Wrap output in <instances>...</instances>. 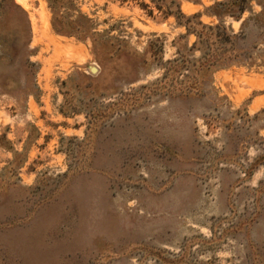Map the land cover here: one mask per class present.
I'll return each mask as SVG.
<instances>
[{
  "label": "rangeland",
  "instance_id": "rangeland-1",
  "mask_svg": "<svg viewBox=\"0 0 264 264\" xmlns=\"http://www.w3.org/2000/svg\"><path fill=\"white\" fill-rule=\"evenodd\" d=\"M260 31L206 69L151 0H0V264H264Z\"/></svg>",
  "mask_w": 264,
  "mask_h": 264
},
{
  "label": "trees",
  "instance_id": "trees-1",
  "mask_svg": "<svg viewBox=\"0 0 264 264\" xmlns=\"http://www.w3.org/2000/svg\"><path fill=\"white\" fill-rule=\"evenodd\" d=\"M151 1L165 14L175 16L186 26L188 33L197 36L193 48L201 50L202 56L198 61L203 68L218 69L240 63L242 61L240 33L244 34L251 21L254 26L261 29V38L258 41L264 42V0H215L206 7L205 13L216 18V23L203 22L201 13L187 16L182 12L179 0ZM256 5L260 6V10L255 9ZM246 13L248 16L245 17ZM228 20H231L230 24H227ZM233 21L240 22V33L234 30ZM55 29L62 32L56 27ZM262 59L264 64V58Z\"/></svg>",
  "mask_w": 264,
  "mask_h": 264
},
{
  "label": "water",
  "instance_id": "water-1",
  "mask_svg": "<svg viewBox=\"0 0 264 264\" xmlns=\"http://www.w3.org/2000/svg\"><path fill=\"white\" fill-rule=\"evenodd\" d=\"M94 72L97 71V68L96 67H92L91 68Z\"/></svg>",
  "mask_w": 264,
  "mask_h": 264
}]
</instances>
